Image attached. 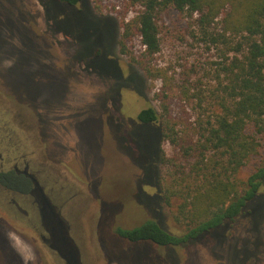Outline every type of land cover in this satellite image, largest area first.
I'll list each match as a JSON object with an SVG mask.
<instances>
[{
	"label": "rangeland",
	"instance_id": "obj_1",
	"mask_svg": "<svg viewBox=\"0 0 264 264\" xmlns=\"http://www.w3.org/2000/svg\"><path fill=\"white\" fill-rule=\"evenodd\" d=\"M136 10L123 16V0L73 6L0 0V123L12 129L4 141L35 152L37 160L51 157L52 197L82 264H248L252 254L251 264H264V201L258 196L245 207L252 209L247 228L255 248L243 231L225 228L212 230L222 236L218 242L206 235L178 247L131 243L115 234L146 220L172 234L186 230L187 219L178 213L182 201H167L165 188L175 173L174 190L183 191L201 129L225 98L224 68L246 50L241 45L235 53L243 38L225 31L224 17L232 11L226 4L203 28L196 13L160 11L158 52L141 57L143 46L131 34L121 53L122 25ZM147 107L156 111L157 123L137 121ZM160 125L178 146L160 139ZM247 133L260 147L239 169V180L264 160V139L250 128ZM258 195H264V180ZM22 218L11 204L0 205V264H64L41 241L43 228Z\"/></svg>",
	"mask_w": 264,
	"mask_h": 264
},
{
	"label": "trees",
	"instance_id": "obj_2",
	"mask_svg": "<svg viewBox=\"0 0 264 264\" xmlns=\"http://www.w3.org/2000/svg\"><path fill=\"white\" fill-rule=\"evenodd\" d=\"M61 3L76 5L81 0H59ZM125 13L129 8H138L135 15L122 25L120 52L124 53V40L131 34L139 37L144 47L141 57L153 56L159 50L157 13L168 8L177 13L192 16L198 14L200 27L209 25L228 4L232 11L224 17L225 31L242 36L235 53L241 45L246 47L239 59L236 56L224 69L228 72V83L223 86L225 98L221 99L220 111L206 122L197 140L199 154L184 181L183 191L176 192L175 173L165 188L167 201L176 197L182 202L178 213L187 219L186 230L172 234L161 228L153 220H146L131 229L116 228L115 234L128 242H151L163 247H178L208 235L216 242L222 237L216 228H225L230 233L240 231L247 235L250 247L256 241L249 230V215L252 209L245 208L257 196L264 201L258 191L264 180V160L244 180L236 175L245 162L258 153V144L252 134L264 139V0H123ZM132 37V36H131ZM99 52H96L98 54ZM139 64V62H138ZM143 68V67H142ZM148 75L150 70L143 68ZM136 119L139 123H157L158 115L152 107L141 109ZM160 128V139L170 138L164 126ZM175 146L178 144L170 138ZM183 181V180H182ZM264 210V206H263ZM260 213L257 225L261 219ZM243 226V227H241ZM248 229V230H247ZM257 232V230H256ZM225 234V233H224ZM252 235V236H251ZM257 246V245H256ZM255 255L248 258L251 264ZM248 263V264H249ZM172 264H175L172 260Z\"/></svg>",
	"mask_w": 264,
	"mask_h": 264
},
{
	"label": "flooded vegetation",
	"instance_id": "obj_3",
	"mask_svg": "<svg viewBox=\"0 0 264 264\" xmlns=\"http://www.w3.org/2000/svg\"><path fill=\"white\" fill-rule=\"evenodd\" d=\"M3 122L2 120V123H0V205L11 204L29 225L36 223L42 227L39 213L40 199L35 192L36 183H38L50 203L61 214L60 207L55 204L52 197L53 186H51V183L53 185L56 184V181L52 182L56 167L55 165L52 166L49 155H44L37 160V158H34L35 152H22L20 145H8L4 138L11 135L12 129L10 130L7 124ZM30 126L32 130H36L34 125H29L28 127ZM20 130L23 131L22 127ZM53 162L55 163L56 161L53 160ZM59 171L61 172L59 174H62L63 170ZM47 185L50 187L47 188ZM3 221L5 222V220ZM46 238V233L40 235L41 241L48 248L45 242Z\"/></svg>",
	"mask_w": 264,
	"mask_h": 264
},
{
	"label": "water",
	"instance_id": "obj_4",
	"mask_svg": "<svg viewBox=\"0 0 264 264\" xmlns=\"http://www.w3.org/2000/svg\"><path fill=\"white\" fill-rule=\"evenodd\" d=\"M36 187L35 192L40 199L39 213L42 228L47 235L45 242L48 248L56 253L64 264H82L79 249L69 234L67 222L43 194L38 183Z\"/></svg>",
	"mask_w": 264,
	"mask_h": 264
},
{
	"label": "built area",
	"instance_id": "obj_5",
	"mask_svg": "<svg viewBox=\"0 0 264 264\" xmlns=\"http://www.w3.org/2000/svg\"><path fill=\"white\" fill-rule=\"evenodd\" d=\"M134 9H137V7L136 8H134ZM131 11V10H130ZM134 15H135V13H134ZM133 17V16H132ZM130 19V18H129ZM129 19H127L126 21H128ZM143 49H144V47H143Z\"/></svg>",
	"mask_w": 264,
	"mask_h": 264
}]
</instances>
